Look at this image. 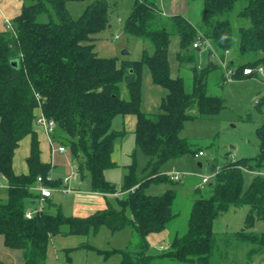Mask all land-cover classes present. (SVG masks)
<instances>
[{"label":"trees","instance_id":"trees-1","mask_svg":"<svg viewBox=\"0 0 264 264\" xmlns=\"http://www.w3.org/2000/svg\"><path fill=\"white\" fill-rule=\"evenodd\" d=\"M69 1L25 0L20 13L5 30H0V173L7 189L6 197L0 198L3 245L20 251L22 264H48V248L54 235H87L102 224L112 231L130 225L133 235L127 248L101 252H120L123 264H160L164 257L198 264H250L260 257V264H264V230H252L258 220H264V176L252 173V181L244 185V168L259 171L264 167V124L257 128L261 137L259 152L214 168L212 193L193 201L187 231L175 234L170 247L157 255L148 251L146 238L163 230L174 217L176 192H146L145 182L136 180L135 162L130 164L119 192L105 176L106 170L117 164L112 153L126 132L113 128L114 119L133 114L137 118L136 145L157 158L152 173L156 175L151 179H181L159 173L158 165L170 157L203 152L181 138L179 131L186 119L196 116L191 110L196 109L200 115L214 114L225 106L221 96L207 91L213 69H222L223 79L228 81L219 59L213 57L214 51L227 61L233 79L259 74L245 75L243 71L260 67L264 61V56H257L264 52V0H202L204 11L197 25L181 14L162 15L150 0H134L123 30L142 40L145 48L141 59H123L120 63L116 56H100L95 50L99 34L110 22L108 0H93L78 18L72 16ZM172 34L179 36L181 62L195 60V51L204 50L207 58L206 67L193 68L191 91L186 90L182 76L171 75L168 49ZM200 35L213 48L194 47ZM145 63L153 82L168 90L161 111L154 114L140 107L141 69ZM123 82L129 90L127 99L121 93ZM262 103L264 95L256 106ZM40 111L56 122L51 138L66 147L78 172L90 173L93 190L117 195L119 208L110 206L78 217L47 212L43 206L31 218L26 217L27 209L40 197L35 189L37 177L47 175L54 167L42 158L35 124ZM26 136H30L28 170L18 173L14 157ZM46 185L57 189L64 184L55 179ZM244 204L249 211L241 229L214 231L220 213ZM238 257H244V262ZM0 264L15 263L0 258Z\"/></svg>","mask_w":264,"mask_h":264},{"label":"rangeland","instance_id":"rangeland-1","mask_svg":"<svg viewBox=\"0 0 264 264\" xmlns=\"http://www.w3.org/2000/svg\"><path fill=\"white\" fill-rule=\"evenodd\" d=\"M93 0H71L68 7L74 18H78L88 3ZM117 1V3H116ZM110 3L109 28L115 45V55L120 63L123 58L141 59L142 46L137 38L128 36L123 30L124 22L132 10L134 0H108ZM236 20V19H235ZM127 51V55L123 52ZM182 49L179 36L172 34L168 49V59L173 77L182 76L187 91H191L194 82L193 68L206 67L207 58L204 50L195 51V60L179 59ZM257 56H264V52H258ZM252 58V57H251ZM217 60V59H216ZM264 67V61L262 62ZM122 96L129 98V90L123 82ZM141 103L140 107L148 113L161 111V101L168 90L153 82L150 69L145 63L141 69ZM208 94L221 96L224 99V107L214 114H197V110L190 111L193 118L186 119L179 131V136L187 139L197 149L203 150V155L184 153L180 156L170 157L158 165V172L170 176L172 172H180L181 179L177 181L151 179L156 168V157H150L136 145L133 132H127L122 141V159L116 166L109 168L105 176L116 186L119 192L125 181L130 164L135 162V177L141 183L145 182V190L150 194H163L168 189L176 192L172 203L174 217L167 222L164 229L152 232L147 236L148 251L152 254L163 253L170 247L175 234H184L188 228L191 207L193 201L199 197H207L211 192V183L214 180V168H220L226 161L241 157L255 156L261 145V137L257 134V128L264 124V103L256 106L257 100L264 95V72L254 74L252 77L225 81L222 69H213L207 79ZM114 121L113 128L118 129L120 118ZM23 141V140H22ZM54 152V151H53ZM201 163V165L199 164ZM65 167L60 169L64 173ZM74 175L67 185L68 190L62 191L54 188L52 202H43L44 211L64 216L92 215L99 210L108 207L119 208L117 195L104 194L93 190L91 175L85 171L82 175L76 165L73 166ZM208 176L209 181L202 185V177ZM254 175L248 171L244 173V185L247 187ZM2 180V178H1ZM79 183V184H77ZM200 186V190L197 187ZM5 182L2 180L0 193L6 192ZM38 204L31 206L36 209ZM249 211L248 205L230 206L228 210L220 213L214 222V231L217 233L234 232L241 229ZM127 214L131 215L130 209ZM88 215V216H89ZM67 229L68 226H64ZM253 231L264 230V220H258ZM133 229L127 225L119 230L112 231L107 225L102 224L97 229H90L87 236L73 237L77 239L74 247L59 248L52 240L49 244L48 264H123L120 252L105 254L106 250L125 249L132 239ZM66 244L69 241H65ZM165 245V247H162ZM71 246V245H67ZM246 248V249H245ZM244 253L247 250L245 246ZM3 243L0 245V258H4ZM1 258V259H2ZM244 262V257H238ZM260 264V257L254 258L250 264ZM160 264H198L197 262H180L170 257L161 258Z\"/></svg>","mask_w":264,"mask_h":264},{"label":"crops","instance_id":"crops-1","mask_svg":"<svg viewBox=\"0 0 264 264\" xmlns=\"http://www.w3.org/2000/svg\"><path fill=\"white\" fill-rule=\"evenodd\" d=\"M25 0H0V30H5L7 28V23L11 22L21 11L22 6L24 4ZM152 1L159 9L160 13L166 17L175 15V14H181L184 17H186L191 23L198 24L202 20L204 6L202 0H150ZM117 3V1H116ZM111 25H108L106 29H104L99 34V39L96 41V52L100 56H116L115 55V37H112V32L109 28H111ZM134 38V37H133ZM140 41V45L142 46V53L145 48V43L138 39ZM123 55H127V53L123 52ZM123 59H131V58H123ZM121 116V115H119ZM117 116L114 121L119 118ZM120 124L119 128L115 130H125V134L127 132H133L135 130L136 126V115L128 114V115H122L120 117ZM114 124V122H113ZM39 134L40 139V146L42 149V158L45 161H50L52 165L54 166L52 169V173L55 177V179H63L65 176L69 175L70 172L73 171V161L71 159V156L69 152L66 150L64 153H60L57 151H52V147L50 146L48 136L47 134L40 129L39 127H36ZM23 141L20 142V146L16 150V154L14 157V169L16 172H26L28 170V166L26 163V159L29 155L30 150V136H26ZM123 137H121L115 144L114 151L112 153V159L116 163H120L122 159V147H123ZM62 167H65L64 173L60 172V169ZM70 182V181H69ZM79 184V183H77ZM7 195L6 192L0 193V198H5ZM52 196L48 197L45 201L47 203L51 204ZM44 201V202H45ZM38 204V203H37ZM36 203L32 204L31 206H35ZM30 206V207H31ZM84 215L85 216H88ZM75 236V238L78 237H86L87 235H70ZM57 234L51 237L52 242L55 244H58L59 248H69L74 247L77 245L74 242H77V239H73V237ZM69 241L68 244L65 243V241ZM3 243V237L0 236V245ZM71 245V246H67ZM162 247H165V245H162ZM49 252V250H48ZM3 253L7 256L2 258L6 262H13L15 264H22V254L18 250H11V249H3Z\"/></svg>","mask_w":264,"mask_h":264},{"label":"built area","instance_id":"built-area-1","mask_svg":"<svg viewBox=\"0 0 264 264\" xmlns=\"http://www.w3.org/2000/svg\"><path fill=\"white\" fill-rule=\"evenodd\" d=\"M194 47H202V48H213L212 44L210 41H208L207 39H204L203 35H200L196 41L193 43ZM228 52V51H227ZM226 52V54H227ZM213 57H216L217 59H219L220 64L224 67V70L226 72V76L228 81H232L233 80V70L229 68L227 61L224 59H221L219 57V54L217 52L214 51ZM253 72H259L262 73L264 72V68L263 66L257 67V68H252V67H246L243 71V73L245 75H249L252 74ZM35 124L37 127H39L40 129H42L48 136V140L50 143V146L52 147V151H57L60 153H64L66 152V147L62 144H58L56 142H54V140L51 138V133L54 132V130L56 129V122L51 119L48 118L42 111L39 112V114L35 117ZM203 155V152L200 151L196 156H200ZM245 171H248L250 173H254V174H258V175H262L264 176V167L259 170V171H251L250 169L244 168ZM74 175V171L70 172L69 175L65 176L62 180H63V186L61 187H57L59 190L62 191H67L68 190V184L70 181L71 176ZM3 175L0 173V185H1V177ZM170 176L172 179H180L181 178V173L180 172H172L170 173ZM55 180V177L53 175L52 172H49L47 175H39L37 177V185L35 186V189L40 193V197L38 200V207L36 209H27L25 215L28 218H31L35 212L40 211L43 209V202L45 201L46 198L50 197L52 195L53 189L52 187L46 185V182H51ZM209 181V177L208 176H203L202 177V185L207 183Z\"/></svg>","mask_w":264,"mask_h":264},{"label":"water","instance_id":"water-1","mask_svg":"<svg viewBox=\"0 0 264 264\" xmlns=\"http://www.w3.org/2000/svg\"><path fill=\"white\" fill-rule=\"evenodd\" d=\"M125 53H127V51H125ZM201 165V163H199Z\"/></svg>","mask_w":264,"mask_h":264}]
</instances>
